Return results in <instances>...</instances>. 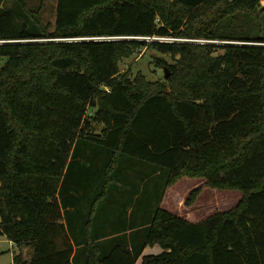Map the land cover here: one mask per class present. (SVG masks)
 <instances>
[{"label": "trees", "instance_id": "1", "mask_svg": "<svg viewBox=\"0 0 264 264\" xmlns=\"http://www.w3.org/2000/svg\"><path fill=\"white\" fill-rule=\"evenodd\" d=\"M27 2L0 0V236L32 249L26 264H135L148 245L163 251L142 264H264L262 0H57L53 26ZM154 36L215 43L142 40ZM150 48L175 59H158L168 79L121 72ZM144 163L167 174L130 250L91 229L97 200L66 197L90 192L92 167L103 192ZM183 178L242 199L192 222L162 208Z\"/></svg>", "mask_w": 264, "mask_h": 264}, {"label": "crops", "instance_id": "2", "mask_svg": "<svg viewBox=\"0 0 264 264\" xmlns=\"http://www.w3.org/2000/svg\"><path fill=\"white\" fill-rule=\"evenodd\" d=\"M99 163L102 169L105 165L104 159L99 160ZM130 168L127 170H130ZM133 169L140 172L138 175H134L135 177L123 176V179H118L116 174L109 175L108 186H106L103 192L97 188L94 193H69L66 197L68 204H72L79 197L86 201L90 200L89 204L91 205L94 204L92 201L97 200L90 215L93 219L91 229L94 228L93 231L96 234L104 235L108 241L114 240L115 243L113 244H119L130 250L139 248L146 238V234L155 216L157 194L155 173H153L152 177L148 174H143L146 171H144V166L140 165H137ZM98 181L103 182V179H98L96 183ZM169 189L166 190L167 193ZM165 199L166 194L162 201L163 209ZM89 204H84L85 212H88L87 205ZM64 211H74V208L68 206ZM188 216H191V214L189 213ZM162 251L163 249L160 245H148L144 248L142 255L137 259L135 264H142L144 256L156 255ZM20 252L23 255L22 264L30 261L33 253L31 248L23 247Z\"/></svg>", "mask_w": 264, "mask_h": 264}, {"label": "rangeland", "instance_id": "3", "mask_svg": "<svg viewBox=\"0 0 264 264\" xmlns=\"http://www.w3.org/2000/svg\"><path fill=\"white\" fill-rule=\"evenodd\" d=\"M27 3V8L30 11L37 7H41L40 15L45 24H50L52 26L55 24L57 0H28ZM261 4L264 6V0H262ZM10 5L9 3V6ZM204 40L205 39H192L190 42L204 44L202 43ZM158 59H164L171 64L175 63V59L171 55L161 54L157 50L150 48L140 51L131 58L124 59L120 64V69L122 73L130 72L132 78L143 75L150 82L163 81L166 80L165 68L158 66ZM98 129L100 130V127H98ZM135 161L138 162V160ZM143 165L144 171H146L143 174H148L152 177L153 173H156L154 168L156 167L157 174H155V178L157 183L161 184V182L164 181L165 175L167 174L166 170L164 171L152 164L144 163ZM139 173L140 172L131 169L125 173L119 172L117 178L123 179V176L135 177L134 175H138ZM90 177L92 181L89 184V191L94 193L97 190L95 181L97 178V170L95 167L91 168ZM205 183L206 181L204 179L183 178L174 186L170 187L168 193H165L166 199L164 209L184 218L194 220L192 222H196L216 212L230 211L235 208L242 199V193L240 191L212 189L205 186ZM199 187H202V192L196 203L193 206H186L185 202L189 194ZM189 213L191 216H188ZM20 251L21 249L17 248V246L11 243L6 237L0 236V264H17L14 262V257Z\"/></svg>", "mask_w": 264, "mask_h": 264}, {"label": "built area", "instance_id": "4", "mask_svg": "<svg viewBox=\"0 0 264 264\" xmlns=\"http://www.w3.org/2000/svg\"><path fill=\"white\" fill-rule=\"evenodd\" d=\"M83 40H88V39H83ZM91 40H110V38H91ZM142 40L150 43V42H162V43H167V42H174V41H185V42H190L191 40H179V39H175V38H170V37H159V36H154V37H148V38H143ZM4 41H0V44L3 43ZM204 44H210V43H215L213 41H208V40H204V42H202ZM223 44H238V43H232V42H224Z\"/></svg>", "mask_w": 264, "mask_h": 264}, {"label": "water", "instance_id": "5", "mask_svg": "<svg viewBox=\"0 0 264 264\" xmlns=\"http://www.w3.org/2000/svg\"><path fill=\"white\" fill-rule=\"evenodd\" d=\"M165 79H168L170 77V72H169V69L168 67H165Z\"/></svg>", "mask_w": 264, "mask_h": 264}]
</instances>
